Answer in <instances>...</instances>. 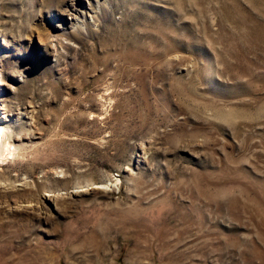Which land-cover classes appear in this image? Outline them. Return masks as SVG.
Instances as JSON below:
<instances>
[{"label":"rangeland","instance_id":"374dc122","mask_svg":"<svg viewBox=\"0 0 264 264\" xmlns=\"http://www.w3.org/2000/svg\"><path fill=\"white\" fill-rule=\"evenodd\" d=\"M0 121V264H264V0H0Z\"/></svg>","mask_w":264,"mask_h":264},{"label":"bare ground","instance_id":"6f19581e","mask_svg":"<svg viewBox=\"0 0 264 264\" xmlns=\"http://www.w3.org/2000/svg\"><path fill=\"white\" fill-rule=\"evenodd\" d=\"M79 31V32H83V30H84V28H83V25H80V24H78V22H77V24H76V26L74 27V29L71 31V32H69L68 33V35L69 36H72V37H75L76 36V34H75V32L76 31ZM75 31V32H74ZM78 32V33H79ZM71 37V38H72ZM64 39V41H70V39H68V38H66V37H64L63 38ZM64 41L62 40V41H60V47L58 46V49H61V50H63L62 48H64ZM63 46V47H62ZM57 49V52H58V54H60L61 53V50H58ZM5 132V130H4V128H3V125H2V122L0 121V153L2 152V151H6L7 153H9V154H15V150H16V147H14L13 146V148H8V146H7V148L5 147V149H4V142H3V139H2V137H4V139H5V137L6 136H3V133ZM6 140H8V141H10L11 140V138H10V136H8L7 138H6ZM9 144H11L10 142H9ZM18 151V150H17ZM95 188V187H94ZM151 261V260H150ZM149 261V259H148V262H146V263H148V264H150L151 262ZM165 263V262H164ZM129 264H142L141 262H136V261H131V262H129ZM167 264V263H166Z\"/></svg>","mask_w":264,"mask_h":264}]
</instances>
